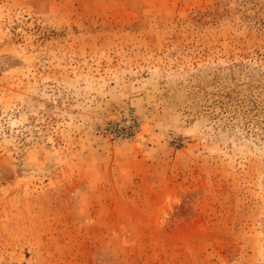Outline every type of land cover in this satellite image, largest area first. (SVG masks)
Returning <instances> with one entry per match:
<instances>
[{"label":"rangeland","instance_id":"1","mask_svg":"<svg viewBox=\"0 0 264 264\" xmlns=\"http://www.w3.org/2000/svg\"><path fill=\"white\" fill-rule=\"evenodd\" d=\"M0 264H264V0H0Z\"/></svg>","mask_w":264,"mask_h":264}]
</instances>
